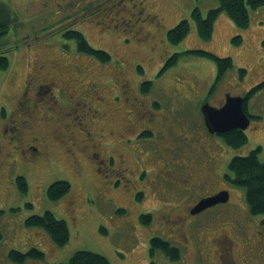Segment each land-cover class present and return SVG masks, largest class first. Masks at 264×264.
I'll list each match as a JSON object with an SVG mask.
<instances>
[{"label": "rangeland", "instance_id": "rangeland-1", "mask_svg": "<svg viewBox=\"0 0 264 264\" xmlns=\"http://www.w3.org/2000/svg\"><path fill=\"white\" fill-rule=\"evenodd\" d=\"M0 5L6 6L11 17L10 26L0 30V56H6L8 60L7 68L0 69V150H7L6 142L10 138L3 137L4 128L7 135H14L13 127L22 131V116L20 113L13 115L15 109H20L27 115L32 113L34 123L28 126L32 130L30 133H34L30 136L41 134L47 153L40 166L27 165L19 159H2L7 165L0 170V264H17L8 259L10 250L26 252L31 248L42 252V259H26L21 264L65 263L76 251L100 254L110 264H192L185 252L178 262L159 250L150 252V239L167 240L176 250L175 242L182 235L196 231L208 234L210 229L225 232L237 244L228 254L235 263L240 259L237 253L241 247V253L251 251L249 246L253 243L263 247L264 215L249 213L244 189L232 185L226 174L230 175L227 167L231 158L247 155L257 147L260 148L258 160L264 162V131L257 132L258 128L245 131L246 143L232 149L217 135L211 136L207 132L201 108L209 102L212 106L217 105L223 91L245 94L262 74L263 68L254 73L252 69L255 65L253 56L258 57L259 50L264 48L259 44L264 35V5L249 11V25L245 29H238L224 14H219L207 39L197 35L190 14L197 7L204 16L216 5L210 0H0ZM185 19L188 20L186 33L177 43H171L167 33ZM69 30L80 32L93 48L109 54L110 60L100 62L78 52L75 42L63 36ZM234 36L240 38L237 44L230 42ZM192 50L230 58L233 67L216 82L214 62L186 54ZM241 66L247 71L243 77L239 72ZM38 67H43L42 72ZM72 75L80 84H95L89 85V91L100 97L106 96L104 89L111 95H119L120 85L128 82L149 111L166 113L172 120L173 135L164 132L166 127H161L158 133L169 136L167 155L176 163L174 174L178 177L185 174L187 179L188 175L197 173L199 177L195 181L189 178V184L185 186L189 191L174 187L173 192L157 197L152 193V187H143L146 183L143 179L134 180L136 188L129 190L122 186L125 183L122 180L115 194L112 193L105 177V170L110 168L104 170L105 166L101 167L96 161L103 159L105 152L115 157L112 165L115 168L116 152L127 154L128 168H132L136 160L135 152L119 144L117 137L111 135L101 140L100 150L92 147L90 141L87 143L89 150L74 149L77 167L76 159L67 153V145L61 143V147L54 140L58 135L57 124L62 126L57 120L59 107L45 101L42 94L33 95L36 90L29 91L25 98L21 95L25 81H31L30 86L37 88L45 86L47 81L69 79ZM145 82L149 86L143 92L141 86ZM44 101L52 110L44 109L41 104ZM154 102L157 105L150 106ZM36 104L35 111L33 107L28 108ZM248 111L264 116V87L249 99ZM128 116L131 118L126 110L111 111L107 118H94L92 123L95 130L104 128L108 131L114 129V125L122 124ZM44 117L48 118L46 122ZM254 119L252 125L263 123L259 122L262 118ZM67 134L62 133L61 139L67 140ZM197 137L204 138L205 145L216 152L214 160L207 166L205 154L192 147L197 146L193 140ZM85 139L86 135L80 132L73 141ZM160 140V134H157L131 141L129 145H136L137 154L153 156L154 141ZM39 150L44 154L42 148ZM96 153L97 160L93 158ZM157 161L150 159L139 167L151 168L153 171L149 175L157 174L154 172L159 167ZM122 174L127 179L137 177L129 172ZM18 177L26 181V193L18 190ZM55 181H66L71 188L67 194L52 201L46 192ZM139 189L142 195L137 200L132 193ZM219 190H226L229 202L198 213L192 221L187 215L188 210L200 197ZM71 203L75 208L73 217L69 215ZM46 211L68 226L69 240L62 247L53 244L42 229L25 225L26 218ZM142 215L150 216L147 223H143ZM210 237L206 235L205 238L209 241ZM176 254H179L178 250Z\"/></svg>", "mask_w": 264, "mask_h": 264}, {"label": "flooded vegetation", "instance_id": "flooded-vegetation-1", "mask_svg": "<svg viewBox=\"0 0 264 264\" xmlns=\"http://www.w3.org/2000/svg\"><path fill=\"white\" fill-rule=\"evenodd\" d=\"M158 26V25H157ZM259 44H262L264 47V35L259 40ZM257 58V59H256ZM253 59L255 60V65L252 69L253 73L257 71V69L263 68L262 74L255 80V84L253 86H261L264 85V48L263 50H259V56L257 57L256 54L253 56ZM160 67L159 69H161ZM38 70L42 72L43 67H38ZM240 71L243 72V76L246 74V69L244 66H241ZM242 76V77H243ZM36 80V79H33ZM31 81H25V87L22 91V94L24 98L27 96L29 91H35L33 95L42 94L44 95L45 101H51L53 105H57L58 113H59V119L58 122L62 126L56 127V133L58 134L54 140L59 142L58 144L62 147V144L67 145V150L69 155H72L75 160V164L78 167V158L75 153H73L74 149L77 151H82L81 148H87L89 150V141L92 143V147L101 149V140L105 139L107 135H111L110 137H117L119 144H123L126 146L129 150H132L135 152V165L132 168H128L126 165V159L125 154L123 152H116L115 156L117 157V167H113L115 157L111 154H108L105 152V155L103 156V159L96 161L97 164H100L101 167L109 169V171H106L105 177L107 179V183L109 184L110 190L112 193L115 194L116 188L118 186H121L122 180H124V184L122 186L124 188H136L135 181H141L143 179L146 180V183L143 185V187H152V193L155 194L157 197H163L166 193H171L172 188L176 187L179 189H182L183 191H189V188H185L186 185L189 184V178L192 181H195V179H199L197 173L188 175V178L185 179V174L183 177H178L174 174V167L173 165L176 164L174 161H171V156L167 155V150L169 148V136L163 135V133H158L160 131L161 127H166L164 132L170 133L173 135L172 128V120L169 119V116L166 115L164 112H155V111H149L147 109V104L144 103L143 100L139 99L136 96V89L132 88L128 82H123V84L120 85L122 91L119 92V95H111L109 90H105L106 92V98L97 96L95 93L93 94L92 91H89V85L96 86L95 84H90L87 82L86 84H80L81 82L77 81V78L72 75L71 77L60 79V80H52L47 81L45 83V86H37L35 88L34 86H30ZM83 85L84 88L82 89ZM77 87V89L75 88ZM252 86V88H254ZM44 87V90H42ZM251 88V89H252ZM250 89V90H251ZM248 90L245 94L240 93H229V92H222V96L220 97L219 103L217 105H213L209 102L208 104L215 108H221L225 104V99L227 95L230 96H240L243 98V110L245 112V115L247 116L249 123L248 126L244 129H232L241 133L245 134V131L247 130H256L257 128L259 131H264V116L259 115H253L248 111V101L249 99H246V94L250 91ZM97 92V91H96ZM45 101L42 104V106L46 107ZM206 103V102H205ZM157 102H154L153 104H150V106H156ZM64 106V107H63ZM33 107V110L35 111L37 104L34 106H29L28 108ZM63 109H62V108ZM66 107V108H65ZM46 109L52 110L50 107H46ZM64 110V111H63ZM126 110V113L130 114L131 118L128 116L126 119L122 120V124L120 125H114V129L106 131L104 128H98L95 130V126H93V119L94 118H100L103 116H106V118L109 116V113L112 112H124ZM45 111V110H44ZM19 114L22 116L21 121V132H19V129H16L13 127L11 131L14 133V135H7L6 129L4 128L3 131V137H10L7 142V150L5 152H2L0 150V170L5 167L7 164L2 161V159H19V162H22L24 164H30L33 166H40L46 158V144L43 136L38 133L39 137H31L30 133L32 130L30 126L34 123V118L32 116V113L25 114L24 111L20 109H15L14 114ZM61 117V118H60ZM262 118L259 122H263L260 125H252V122L255 120L254 118ZM105 118V119H106ZM45 122L47 121V117H44ZM104 119V120H105ZM13 121V120H11ZM207 130V129H206ZM231 130L227 131L230 132ZM82 132L86 135V139L82 141H73L74 137ZM208 132V131H207ZM226 132V133H227ZM65 133L67 134V140L61 139V134ZM20 134L19 137H17ZM157 134H160V141H154L155 147L153 150V156L149 154H137L136 153V145H129V143L132 141L137 140H144L146 137L155 136ZM211 136L217 135L221 136L222 134H210ZM129 137H133L132 139ZM96 140V142H95ZM195 142H197V146H192L196 148V151H200L205 154V156L208 158V160L205 162V166L208 165V162L211 160H214L216 152L213 149V147H210L208 145H205L204 138L197 137L194 138ZM42 148L44 154L40 152L39 148ZM189 147V145H188ZM30 155V156H28ZM34 156V158L32 157ZM127 157V154H126ZM94 159H98V154L93 155ZM144 158V159H143ZM150 159L152 160H158L159 167L154 171L157 174L152 173V175H149L153 170L151 168L142 169L139 167V164L143 165L147 163ZM31 160H35L33 163ZM93 161V159H92ZM44 164V163H43ZM209 169V167H206ZM78 171V170H77ZM76 171V172H77ZM129 172L131 175H137L136 178L127 179L123 177L122 173ZM78 174V173H77ZM122 176V178H120ZM135 180V181H134ZM66 182V181H65ZM71 188V186H70ZM70 190V189H69ZM221 191L226 190H219L216 193H219ZM69 192V191H68ZM214 193V194H216ZM212 194V195H214ZM133 197H135L137 200L141 198L142 191L139 189L136 191V193H132ZM209 195V196H212ZM209 196H202L200 199L209 197ZM199 199V200H200ZM229 202V199L223 203L226 205ZM69 215H73L75 212L74 204L71 203ZM193 208V207H192ZM191 208V209H192ZM191 209L188 210L187 215L191 216V219L193 221V218H196L199 214H191ZM73 217V216H72ZM197 222V220H196ZM264 232V231H263ZM260 231V235L263 233ZM206 235H210L209 241L205 238ZM156 238V237H154ZM167 241V240H164ZM52 242V241H51ZM175 242V241H174ZM176 250L179 251V254H177V258L173 259V261H180L183 252H185L188 255V258L191 259L192 264H264V260L261 261L260 258L264 257V245H261L263 247H256L255 243L250 245L251 251H245L241 253L242 247L240 251L236 248L239 253H237L238 257L240 256V259L237 263L233 261L232 258L228 254L232 253V250L234 247H236V243L233 241V239L226 236L225 232L220 230H213L210 229L208 234L205 233H199L196 231L195 233L188 232L186 235H182L180 240H176ZM54 244V243H53ZM151 249V248H150ZM15 251V250H10ZM9 251V252H10ZM8 252V253H9ZM18 252V251H17ZM162 252V251H161ZM163 253V252H162ZM164 254V253H163ZM8 255V254H7ZM166 255V254H165ZM167 256V255H166ZM168 257V256H167ZM169 258V257H168ZM226 258V261H225ZM171 260V259H170ZM182 264V263H180Z\"/></svg>", "mask_w": 264, "mask_h": 264}, {"label": "trees", "instance_id": "trees-1", "mask_svg": "<svg viewBox=\"0 0 264 264\" xmlns=\"http://www.w3.org/2000/svg\"><path fill=\"white\" fill-rule=\"evenodd\" d=\"M198 1V0H197ZM215 7L209 9L203 16L196 7L191 11L190 17L194 20L197 35L202 39L210 36L213 23L219 14H224L238 29H245L249 25V11L256 10L264 5V0H210ZM129 2V1H128ZM129 3L125 5L126 9ZM131 6L128 8L130 9ZM10 12L5 5H0V30H4L10 26ZM188 29V20H182L175 28L167 33V37L171 43H177L186 33ZM67 39L73 40L78 52L94 57L100 62L110 60L109 54L103 50L93 48L84 38V36L76 31L69 30L63 35ZM239 36L230 39L231 44L239 42ZM192 53L196 57L208 58L212 60L216 66L217 82L233 67L230 58H222L214 56L206 51L192 50L186 54ZM175 60L172 58V62ZM169 63V60L168 62ZM170 63V64H171ZM8 66L6 56H0V69L4 70ZM244 71H240L242 76ZM149 83L145 82L141 86L143 92L146 91ZM264 85L252 88L247 94L246 99H250ZM218 136L223 143L232 149H236L244 145L247 141L244 133L231 130L230 132L221 133ZM260 148L250 151L244 156H234L228 163V172L226 178L234 186H238L245 191V201L251 215H264V162L258 160ZM16 186L22 193L27 192V183L22 177L16 180ZM70 184L65 181H55L47 188V197L52 200H58L64 194H67ZM150 219L149 215H142L143 223H147ZM28 227H36L42 229L50 238V240L58 247L64 246L69 240V230L65 221L57 219L51 212L46 211L41 215H32L24 221ZM150 252L154 250L162 251L171 259H176L177 254L175 248L171 247L166 241L159 238L150 239ZM8 259L11 262L21 264L26 259H42L43 253L37 249L31 248L26 253L10 251ZM60 264H110L108 259L100 254L90 251H76L65 263Z\"/></svg>", "mask_w": 264, "mask_h": 264}, {"label": "water", "instance_id": "water-1", "mask_svg": "<svg viewBox=\"0 0 264 264\" xmlns=\"http://www.w3.org/2000/svg\"><path fill=\"white\" fill-rule=\"evenodd\" d=\"M201 113L205 127L211 134H221L232 129L244 130L249 123L243 110V98L240 96L227 95L225 104L221 108H215L206 103L202 106ZM227 200L226 191L202 198L193 206L191 214H198L216 204L225 203Z\"/></svg>", "mask_w": 264, "mask_h": 264}]
</instances>
